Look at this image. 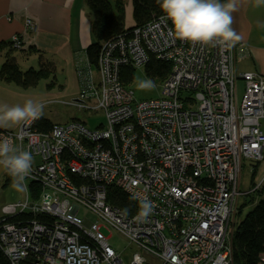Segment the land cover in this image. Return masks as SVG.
<instances>
[{
	"label": "built area",
	"instance_id": "2783aa9c",
	"mask_svg": "<svg viewBox=\"0 0 264 264\" xmlns=\"http://www.w3.org/2000/svg\"><path fill=\"white\" fill-rule=\"evenodd\" d=\"M24 25L37 27L30 17ZM171 29L161 15L135 27L131 39L106 42L98 67L77 64L82 90L74 102L82 111H103L106 124L89 129L73 118L48 132L34 122L16 131L0 127V139L31 152L26 179L39 186L34 196L25 180V198L1 209L0 245L10 264H124L104 226L137 245L130 264H234L235 217L247 193L242 168L245 160L264 159V76L237 71L244 44L192 43ZM12 39L21 48L22 36ZM149 52L173 66L160 97L137 99L120 69L144 66ZM112 184L140 205L150 201L151 213L113 206ZM80 208L97 220L81 217ZM28 214L43 218H21ZM258 258L264 264V251Z\"/></svg>",
	"mask_w": 264,
	"mask_h": 264
},
{
	"label": "trees",
	"instance_id": "16d2710c",
	"mask_svg": "<svg viewBox=\"0 0 264 264\" xmlns=\"http://www.w3.org/2000/svg\"><path fill=\"white\" fill-rule=\"evenodd\" d=\"M87 7L92 15V29L94 40L91 44L84 49L85 57L81 60L84 61V66L98 67V61L102 46L109 41L117 40L120 37L131 39L134 36L135 27H144L148 22H151L161 15L162 12L158 0H133V23L127 24L125 20L126 9H124V0H85ZM223 2V0H222ZM0 48L7 49L5 54V61L0 68V77L3 81L16 83L22 87L35 86L40 79H47L55 77L56 68L53 62L44 59L40 50L31 46L21 48L13 47V39L8 42L3 41ZM17 49L22 50L24 53H37L39 54V67L34 69L28 68L22 71L19 68L17 58L13 56V52ZM149 58L145 65L146 75L155 82L161 83L169 76L170 70L173 66L171 60H166L157 57L155 54L149 52ZM81 62V61H80ZM79 64V62L77 63ZM76 64V69H77ZM88 67V66H87ZM136 67L132 64H125L120 69V81L124 86H129L135 79ZM55 84L52 80L48 87ZM55 123L44 116L34 122V129L37 131L48 132ZM254 166H258L261 161H252ZM252 186L256 185L254 181V174L256 171L252 168ZM256 170V169H255ZM70 178L76 182L81 183L80 179L74 174H70ZM29 189L33 195L39 193V186L31 181ZM252 189V188H251ZM247 192V191H246ZM242 197V198H241ZM240 198L242 204L238 205L237 211H242L247 205H252L249 211L245 213L243 219L235 225L233 234V259L234 264H256L258 256L264 251V178L261 185L253 190H249ZM107 198L113 206L124 210L128 215L139 212L140 204L133 197H130L123 189L116 187L114 184L108 185ZM21 218L30 220L32 218L42 220V215H25ZM19 218V219H21ZM14 220L13 218H10ZM0 264H10L3 247L0 245Z\"/></svg>",
	"mask_w": 264,
	"mask_h": 264
},
{
	"label": "crops",
	"instance_id": "0c3cea01",
	"mask_svg": "<svg viewBox=\"0 0 264 264\" xmlns=\"http://www.w3.org/2000/svg\"><path fill=\"white\" fill-rule=\"evenodd\" d=\"M124 2L126 4L127 0ZM130 13L133 23L132 10ZM232 15V27L241 36L238 43L248 49L245 57L237 56V71L251 70L264 76V5L257 7L255 0H238V9ZM26 17L32 18L37 24L35 32L26 29ZM92 23V15L85 0H0V45L3 41L8 42L15 34L21 35L24 47L39 49L42 57L53 62L57 70L58 55L67 60L75 58V66L85 57L84 49L94 40ZM1 51L7 53V49L0 48ZM2 64L0 60V68ZM21 90L19 85L3 81L0 77V105L22 106L28 100L24 96L14 101L7 100L8 92L16 97L18 95L15 92H24ZM77 97L75 95L72 100ZM42 116L46 117L44 114ZM22 123L2 128L16 131ZM12 182V177L0 167V215L2 207L9 205L3 201Z\"/></svg>",
	"mask_w": 264,
	"mask_h": 264
},
{
	"label": "rangeland",
	"instance_id": "374dc122",
	"mask_svg": "<svg viewBox=\"0 0 264 264\" xmlns=\"http://www.w3.org/2000/svg\"><path fill=\"white\" fill-rule=\"evenodd\" d=\"M133 0H127L126 5V20L127 24H131V10L132 9ZM130 13V14H129ZM37 28V27H36ZM36 30V29H35ZM32 31V32H35ZM13 56L17 58L19 68L22 71L28 70V68L32 67L37 69L39 67V57L36 53H24L22 50L17 49L13 52ZM57 57V56H56ZM0 60L3 62L5 61V53L0 52ZM57 75L55 73V77H50L47 79H40V81L35 86L30 87H21V91L24 92H15L18 96L14 97L10 92H8V101H14L16 98L23 97L26 99H31L35 102L41 103L44 105L43 114L46 118L53 120V122L61 123V122H68L71 121L73 118L80 119L82 122H86V125L89 129H95L99 124H106L105 115L101 110H81L77 106V103L74 102L73 97L75 95H80L81 93V86L79 84V80L77 79V72L75 67V58H69L68 60L65 57L58 55L57 58ZM74 64V66H73ZM75 74V76H74ZM135 79L129 85L134 90L135 97L137 99H149V98H157L160 97L161 93V86L160 82L153 81L149 75H146L144 67L141 65L136 67L135 72ZM150 79L155 83V88L150 90H139L137 88V83L140 80H147ZM54 80L55 84L51 87H48L50 81ZM16 84V83H12ZM18 85V84H16ZM62 85V86H61ZM241 88H239V92ZM72 103V105H70ZM96 102V99H94ZM18 104V103H16ZM14 106V105H12ZM79 110H78V109ZM262 125L264 126V120H262ZM252 160H245L244 166L242 168V184L241 190L242 191H249L253 190L260 186V182L264 178V159L258 163V166H254L252 164ZM252 168L256 173L254 174V181H256V185L252 186L251 176H252ZM256 169V170H255ZM26 183L29 188L30 180L25 179ZM13 183V182H12ZM12 183L8 187V193L4 199V203H17L20 199H24L26 196V191H18L12 186ZM252 188V189H251ZM242 198V197H241ZM239 199V204L241 207L242 199ZM253 208L252 205H247L245 209L242 211L239 210L236 213L235 217V225L238 224L245 213ZM79 215L84 217L85 211L83 208H80ZM1 216V215H0ZM86 218H89L91 221H96L97 218L91 212L87 211ZM103 232H105L106 236L108 237L109 243L115 249L116 252L120 253L124 264H130L133 252H141L136 244L130 242V240L120 231L114 229H107L105 226L103 227ZM144 255L149 256L147 252H142Z\"/></svg>",
	"mask_w": 264,
	"mask_h": 264
},
{
	"label": "clouds",
	"instance_id": "9594fccd",
	"mask_svg": "<svg viewBox=\"0 0 264 264\" xmlns=\"http://www.w3.org/2000/svg\"><path fill=\"white\" fill-rule=\"evenodd\" d=\"M162 12L171 21V34L177 39L203 45L230 48L241 40L232 27L233 13L238 9V0H158ZM264 5V0H255V6ZM139 90L155 88L150 80H140ZM44 105L28 99L22 106L0 105V127L32 123L43 115ZM0 167L12 177V186L25 191V179L32 169V154L13 146L10 139H0ZM139 215L148 216L153 205L144 200Z\"/></svg>",
	"mask_w": 264,
	"mask_h": 264
}]
</instances>
